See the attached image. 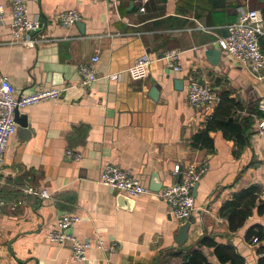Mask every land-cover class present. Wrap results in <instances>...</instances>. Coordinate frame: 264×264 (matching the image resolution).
Wrapping results in <instances>:
<instances>
[{
	"label": "crops",
	"instance_id": "obj_1",
	"mask_svg": "<svg viewBox=\"0 0 264 264\" xmlns=\"http://www.w3.org/2000/svg\"><path fill=\"white\" fill-rule=\"evenodd\" d=\"M12 2L0 0V72L19 92L53 87L61 95L18 109L32 132L17 124L4 151L0 264H183L197 247L211 264H229L218 260L213 247L197 245L203 236L243 258L250 255L257 264L258 246L245 234L253 224L264 225V216L254 211L230 230L220 210L251 184L261 185L264 198V135L252 124L239 147L216 129L208 132L212 147L193 146L192 136L205 128L219 101L193 107L186 90L196 79L219 97L227 91L241 106L232 118H252L264 98V83L217 41L242 9L262 13L264 0H25L27 15H40L43 26L17 41L9 23ZM66 9H75L81 19L61 25L57 14ZM28 36L37 39L32 47L25 43ZM261 45L264 49V40ZM206 47L221 52L207 59ZM172 49L181 51L179 70L162 58ZM94 53L97 79L83 85L78 67ZM142 55L150 57L147 74L133 79L127 68ZM67 149L80 158L69 159ZM105 164L129 170L148 188L153 173L164 187L181 176L173 174L174 165L205 164L184 243L174 239L181 223L163 200L123 194L129 201L103 185L99 178ZM29 187H45L51 197L32 194ZM75 213L80 220L66 231L90 243L79 261L69 242L58 245L46 237L58 220Z\"/></svg>",
	"mask_w": 264,
	"mask_h": 264
},
{
	"label": "built area",
	"instance_id": "obj_2",
	"mask_svg": "<svg viewBox=\"0 0 264 264\" xmlns=\"http://www.w3.org/2000/svg\"><path fill=\"white\" fill-rule=\"evenodd\" d=\"M145 2L146 0H142ZM115 3L116 0H109ZM144 10V6L140 7ZM11 36L14 41L20 39L30 31L35 30L40 25V15H27L25 0H13L9 15ZM4 17L3 6L0 4V21ZM81 19V15L75 9H66L57 14L58 22L63 26L74 25ZM43 26V23H42ZM42 28V27H41ZM228 34L218 38L219 47L229 54L235 61L241 64L248 74L255 80L264 83V49L260 39L264 40V17L259 9L245 8L239 12L238 18L227 25ZM26 44L34 46L37 39L28 36ZM47 39H42L46 41ZM180 54L178 49H172L163 53L162 58L174 70L180 69ZM98 60L97 53H94L88 62L79 65L78 73L83 85H89L97 79L94 63ZM150 57L142 55L127 68L129 75L133 79H140L147 74ZM61 90L57 88H44L34 90L29 93L17 91L11 83L9 77L0 72V174L1 164L4 157L9 137L16 131L17 122L15 120V110L24 108L28 105L38 103L46 99H55L60 97ZM186 99L190 106L203 107L205 105L216 103L220 100L212 88L207 83H200L196 79H190L187 84ZM257 110L259 113L252 114L253 129L259 134L264 135V98L258 99ZM66 156L69 159L78 160L80 153L71 149L66 150ZM207 166L202 164L194 166L186 165L185 168L176 164L173 168V174H180V179L164 187L159 191L153 192L140 179L135 177L129 170L123 169L115 164H105L101 170L99 181L129 198H137L144 194H154L163 200L171 216L178 222L185 221L196 209L195 198L192 189L206 172ZM2 178L0 176V184ZM28 192L38 195L41 198H50V191L45 188H27ZM2 203V201H1ZM80 220L78 214H69L57 221L55 226L47 232V239L58 245L69 242L72 256L75 260L84 258L86 250L90 243L79 241L74 235L68 233L66 229L72 227ZM264 233V230H263ZM251 243L259 246L263 239L253 237ZM96 247H101L97 243ZM115 244L108 246V250L113 252Z\"/></svg>",
	"mask_w": 264,
	"mask_h": 264
},
{
	"label": "trees",
	"instance_id": "obj_3",
	"mask_svg": "<svg viewBox=\"0 0 264 264\" xmlns=\"http://www.w3.org/2000/svg\"><path fill=\"white\" fill-rule=\"evenodd\" d=\"M264 17V8L262 9ZM241 110V106L230 97L228 92L225 91L220 94L219 104L217 105L214 113L208 119L206 126L200 132L192 136L193 146H206L212 147L211 138L208 136L210 130L220 129L224 136L232 137L236 140L239 147L243 146L246 142V133L253 124V118L247 117L239 120L232 118L236 110ZM255 113H259L256 109ZM262 192L261 185L251 184L246 188L234 193L232 197L227 200L221 207L220 214L225 216L228 221L230 230H236L242 226L244 221L252 215L255 211L258 215L264 216V198L261 199ZM264 225L253 224L245 234L246 240H251L253 237L263 239L262 244L257 247V264H264ZM198 246H210L214 248V254L221 263L229 264H245V259L241 254L235 252L232 247L219 245L210 236H203L198 242ZM187 261L183 264H211L201 250H193L190 255H186Z\"/></svg>",
	"mask_w": 264,
	"mask_h": 264
},
{
	"label": "water",
	"instance_id": "obj_4",
	"mask_svg": "<svg viewBox=\"0 0 264 264\" xmlns=\"http://www.w3.org/2000/svg\"><path fill=\"white\" fill-rule=\"evenodd\" d=\"M106 1L109 2V0H106ZM42 23H43V18L40 19L39 27L35 30L30 31V33L37 32L38 30H40L42 27ZM220 52L221 51L219 49H215L213 47H206V49H205V55H206L207 59H209L210 55H215V56L219 55ZM212 63H214V62H212ZM179 84H180V80L175 81L176 86H178ZM256 98H258V97H256ZM15 120H16L17 124L22 129H26V130H29L30 132H32L31 125L29 124L27 119L25 117H20L18 115V109L15 110ZM179 179H180V177H179ZM161 186H162V181L160 179H158V177L155 173H153L152 179L150 180L149 188L153 191H158L161 188ZM196 187H197V183L194 185V187L192 189L193 196H195ZM120 196L131 201L130 199L125 197L123 194H121ZM193 222H194V216L190 215L183 223H181L178 226V231H177L176 236L174 238L177 243H179V244L184 243V241L187 237V234H188L189 225H190V223H193ZM244 259L246 261V264H255L250 255L244 257Z\"/></svg>",
	"mask_w": 264,
	"mask_h": 264
},
{
	"label": "rangeland",
	"instance_id": "obj_5",
	"mask_svg": "<svg viewBox=\"0 0 264 264\" xmlns=\"http://www.w3.org/2000/svg\"><path fill=\"white\" fill-rule=\"evenodd\" d=\"M262 40H263V39L261 38V39H260V42H262Z\"/></svg>",
	"mask_w": 264,
	"mask_h": 264
}]
</instances>
